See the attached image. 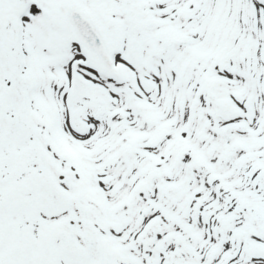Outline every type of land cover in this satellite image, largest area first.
<instances>
[{
  "label": "snow or ice",
  "instance_id": "snow-or-ice-1",
  "mask_svg": "<svg viewBox=\"0 0 264 264\" xmlns=\"http://www.w3.org/2000/svg\"><path fill=\"white\" fill-rule=\"evenodd\" d=\"M0 264H264V0H0Z\"/></svg>",
  "mask_w": 264,
  "mask_h": 264
}]
</instances>
